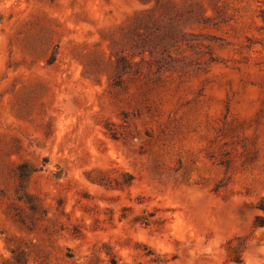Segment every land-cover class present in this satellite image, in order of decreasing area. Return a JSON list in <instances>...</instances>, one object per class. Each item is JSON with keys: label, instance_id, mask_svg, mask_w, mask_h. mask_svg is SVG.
Here are the masks:
<instances>
[{"label": "rangeland", "instance_id": "obj_1", "mask_svg": "<svg viewBox=\"0 0 264 264\" xmlns=\"http://www.w3.org/2000/svg\"><path fill=\"white\" fill-rule=\"evenodd\" d=\"M262 196L264 0H0V264H264Z\"/></svg>", "mask_w": 264, "mask_h": 264}, {"label": "trees", "instance_id": "obj_2", "mask_svg": "<svg viewBox=\"0 0 264 264\" xmlns=\"http://www.w3.org/2000/svg\"><path fill=\"white\" fill-rule=\"evenodd\" d=\"M151 53V52H150ZM123 59V58H122ZM128 60L127 59H123V62L122 63H124V64H119L118 62H117V68L120 70V72L121 73H126L127 72V67H128V62H127ZM257 207L259 208V209H262V210H264V196H262L259 200H258V204H257ZM114 264H116L115 262H114Z\"/></svg>", "mask_w": 264, "mask_h": 264}]
</instances>
